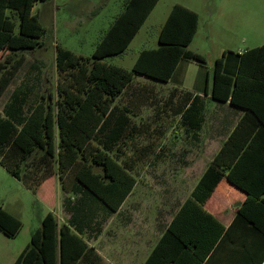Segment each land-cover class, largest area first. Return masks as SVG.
<instances>
[{
    "label": "trees",
    "instance_id": "16d2710c",
    "mask_svg": "<svg viewBox=\"0 0 264 264\" xmlns=\"http://www.w3.org/2000/svg\"><path fill=\"white\" fill-rule=\"evenodd\" d=\"M43 1L0 0V97L24 62L14 56L43 45L45 30L33 13L34 4ZM158 1L126 0L91 57L56 46L55 96L42 94L24 114L26 91L18 86L10 93L0 114V167L34 193L56 177L64 193L79 195L77 204L65 202L68 222L59 224L47 213L12 264H78L91 258L92 249L82 238L93 218L91 207L115 213L136 183L124 147L138 128L115 100L135 76L167 83L181 60L206 64L202 55L188 50L198 30V14L177 4L160 28L157 47L140 51L129 71L105 61L127 49ZM238 57L235 78L223 73L222 58L214 61L210 99L245 109L257 129L235 152L240 154L232 152L236 146L223 145L144 264H263L264 44ZM174 100L173 112L185 132L199 131L198 98L188 105L187 96L172 92L168 105ZM222 178L246 195L226 229L203 209ZM21 226L0 209L4 236L14 238ZM222 248L224 259L218 261Z\"/></svg>",
    "mask_w": 264,
    "mask_h": 264
},
{
    "label": "rangeland",
    "instance_id": "374dc122",
    "mask_svg": "<svg viewBox=\"0 0 264 264\" xmlns=\"http://www.w3.org/2000/svg\"><path fill=\"white\" fill-rule=\"evenodd\" d=\"M125 2H36L33 13L37 14L45 30L43 45L14 56L15 59L24 58V62L0 97V114L3 115L4 104L18 86L28 96L24 114L40 101L42 94L55 96L56 46L82 57H91L102 35L123 10ZM176 4L188 7L199 15V31L188 50L202 55L208 63L222 58L223 53L237 54L264 44V0H159L127 49L105 61L129 71L140 51L157 47L160 28ZM209 73L211 76V68ZM169 96L171 91L164 83L135 76L130 88L114 102L120 110L125 108L128 111L129 119L138 128L124 147L128 156L125 160L132 153V159H137V152L140 151H145V156L137 159L141 163L135 164L134 168L137 185L132 197L136 204L125 207L123 211V214L132 216L130 227L126 226L128 221L122 217L116 216L106 222L105 210L100 205H93L89 211L93 212V218L87 224L86 234L100 230L91 242L102 259L100 264H138L129 256L132 239L128 236V229L133 232V240L140 235L146 250L151 248L159 232L153 221L154 207L162 206L163 213L167 212L163 214V220L167 221L168 210L174 205L165 204L170 202V198H175V202L185 199L202 170L194 164V160L200 159L194 157L199 145L187 136L179 116L174 114L176 101L168 105ZM204 132H208L206 135L209 136L208 125ZM66 196L61 194L54 179L43 183L34 193L0 167V209L17 218L22 225L14 238L5 237L0 232V264L15 261L30 243L31 234L41 227L47 213L54 212L60 222L67 220L69 212L62 207ZM78 198L79 195H70L68 200L77 204Z\"/></svg>",
    "mask_w": 264,
    "mask_h": 264
},
{
    "label": "crops",
    "instance_id": "0c3cea01",
    "mask_svg": "<svg viewBox=\"0 0 264 264\" xmlns=\"http://www.w3.org/2000/svg\"><path fill=\"white\" fill-rule=\"evenodd\" d=\"M185 8L189 9L188 7ZM198 31H199V23H198L197 33ZM242 53L243 52L237 54H232L231 52L223 53L222 56L223 73L225 75L231 78L236 77L238 71V61H239L238 56ZM213 63L214 62H210V63L206 62L204 66H199L195 62L181 60L177 64L170 80L167 83H164L166 87H169L171 93L176 92L178 96H182V95L187 96L189 99L188 105L190 104L191 101L198 98V103L201 107L202 123L199 131H197L194 134L192 133L190 134L186 133V134L190 139L193 140V142L196 143V145H199V150H195L194 157H199L200 159H197L196 161L194 160L195 162L194 164L200 166L202 170L199 176L197 177V179L195 180L192 190L185 199L181 200L180 202H175V198L173 199L170 198V202L165 204V205H171V204L174 205L172 208H169L168 210V213L169 212L170 213L167 214L169 215L167 221L164 222L163 220L164 219L163 214L164 213L166 214L167 212L165 211L163 213L162 206H159L158 208H156V206L154 207L153 221L155 227L157 228V230H159V232L151 248L146 250L140 235L138 236L137 240H133L134 239L132 238L133 232H129L128 229V233H129L128 236L132 239L130 244L129 256L131 259L137 260L138 264L145 263L151 251L160 241L161 237L163 236L171 220L173 219V217L175 216L181 205L185 202V200L191 196V193L196 187L198 181L200 180V178L202 177V175L204 174V172L206 171V169L208 168L214 157L221 151L223 145L228 143V146L230 147L236 146L235 149L232 150V152L235 153L242 145L250 141V138L253 135L252 130L257 129V126H255L252 119L246 115L247 111L245 109L234 107L230 105L229 102L220 103L210 99L212 75L210 76L209 68H211V70L213 69ZM206 125L209 126V136L206 135V133L208 132H204ZM231 137L232 139L229 142V138ZM260 137L264 141L263 134H260ZM229 149L231 148H228L227 150L229 151ZM239 152L240 151H238V153L235 154H240ZM137 153H138V155H136L137 159H139V157L145 156V151H140ZM133 154L134 153H132L131 157L127 159V164L128 167H131L132 175H134L135 164L141 163V161L137 159H132ZM124 156L128 157L126 154ZM52 179L55 180L57 188L60 190L61 194L64 193L61 190L57 179L51 178L49 180ZM136 185H137V179L133 189L124 199L119 209L115 213L105 212L106 222L112 220L116 216L122 217L123 220L128 221L126 226L128 225V227H130L132 222L131 219L132 216H130V214L128 213L123 214V211L125 207L130 208L131 206L136 204L135 202L136 200L134 199V197H132ZM64 195H67L66 198L68 199L71 194L64 193ZM245 198H246L245 193L237 189L235 186L231 185L225 178H222L217 184L214 191L210 194V196L206 200L205 204L203 205V209L208 214H210L213 217V219H215L224 229H226L233 221L237 213L238 206L245 201ZM67 199H65V202ZM63 205L64 206L62 207L63 209H65V203H63ZM52 213L54 214V212ZM68 215L69 216L67 217V220L62 222H60L56 216L55 217L59 224H64L67 223L68 220L70 219V214L68 213ZM122 224H125V222H122ZM99 234H100V230L99 232L96 231L93 234L91 233L86 234V229L84 230V232L82 233V238L85 240L89 248L92 249L93 255L89 260L81 261L78 264H100L102 259L99 256V254L96 252V248L93 245H91V242L94 241L95 238H97L96 235L98 236ZM204 236L205 239H208L210 237V233L204 234ZM256 241L259 243L258 239H256ZM222 247H224V245H222ZM224 255H225V251L222 248L221 251L218 252L217 254V260L218 261L219 259L223 260Z\"/></svg>",
    "mask_w": 264,
    "mask_h": 264
}]
</instances>
